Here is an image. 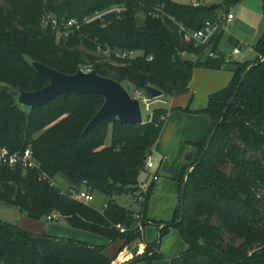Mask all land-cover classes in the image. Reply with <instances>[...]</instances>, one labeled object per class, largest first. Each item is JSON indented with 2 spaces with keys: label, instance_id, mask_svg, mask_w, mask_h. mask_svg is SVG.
I'll list each match as a JSON object with an SVG mask.
<instances>
[{
  "label": "trees",
  "instance_id": "trees-1",
  "mask_svg": "<svg viewBox=\"0 0 264 264\" xmlns=\"http://www.w3.org/2000/svg\"><path fill=\"white\" fill-rule=\"evenodd\" d=\"M114 7L126 11L83 24L67 37L58 38L42 25L45 15L81 23ZM208 7L173 0H0V147L10 152L30 148L38 164L33 170L0 168V202L30 220H46L55 213L72 229L121 241L124 247L135 244L141 234L136 223L149 224L144 216L151 185L143 193L140 177L161 134L166 110H156L141 126L120 124L110 117L84 134L103 104L101 96L65 94L28 109L10 92H33L47 85V79L32 68L33 61L68 75L90 66L135 90L153 87L170 97L189 91L194 68L221 70L232 64L230 85L211 95L208 107L200 111L210 116L212 124L208 137L191 145L193 158L177 176L180 203L173 220L140 258L147 263L163 259L158 240L175 227L187 249L170 264H264V34L254 46L258 57L252 63L226 62L218 53V58L207 57V46L185 42L179 30L182 25L197 31L216 18L217 8ZM137 11L143 14L141 21ZM219 40L220 34L215 35L211 51L216 52ZM99 46L137 57L98 58L84 50L96 51ZM35 134L39 135L34 139ZM56 176L68 184L64 193L50 186ZM83 189L105 197L101 210L72 198ZM124 194L133 195L137 211L114 202ZM119 225L124 232L117 229ZM113 261L101 247L31 234L0 221V264Z\"/></svg>",
  "mask_w": 264,
  "mask_h": 264
},
{
  "label": "crops",
  "instance_id": "crops-1",
  "mask_svg": "<svg viewBox=\"0 0 264 264\" xmlns=\"http://www.w3.org/2000/svg\"><path fill=\"white\" fill-rule=\"evenodd\" d=\"M193 1L195 0L191 2ZM222 1L218 0L215 5L221 4ZM229 1L234 4L232 6L234 7L236 2ZM230 65L224 66L221 70L194 68L189 91L178 95V97L169 96L168 107L163 108L166 110L165 122L150 153L154 166L143 173V178H141V188H148L151 185V193L144 216L149 224L143 228L135 245L124 247L121 241L112 242L106 237L72 229L62 219L60 223L48 222L45 219L34 221L20 213L16 226L31 234H45L57 239L73 240L101 247L103 255L114 259L112 264H170L172 258L178 257L187 249V244L182 240L175 227H170L158 240L157 250L163 259L147 263L145 260H141L140 256L145 252L147 245L156 242L165 224L173 220L180 203L177 176L180 169L186 164L185 157L192 154L193 158L191 145L205 140L212 124L210 116H206L200 111L208 107L211 95L230 85L233 78ZM153 176L157 177L156 181L152 179ZM134 211H137V208ZM134 259L137 260L133 261Z\"/></svg>",
  "mask_w": 264,
  "mask_h": 264
},
{
  "label": "rangeland",
  "instance_id": "rangeland-1",
  "mask_svg": "<svg viewBox=\"0 0 264 264\" xmlns=\"http://www.w3.org/2000/svg\"><path fill=\"white\" fill-rule=\"evenodd\" d=\"M173 1L174 2L176 1L181 4H189L191 2V0H173ZM233 1L236 2L234 7L230 6L229 0H223L221 6H219L215 10L216 16H220L224 13H231L233 14L234 17V20L226 24L222 33L220 34V40L216 48V53L221 55L224 54L225 56H227L230 54V52L233 49L237 48L238 45H240L238 56L232 58L231 61L236 63H246V62L252 63L258 57V54L255 52L254 46L257 44L261 36L264 34L263 0H233ZM216 3H218V0L203 1L205 7ZM136 18L137 20L141 21L143 19L142 12L137 11ZM56 36L58 38L61 37L58 34H56ZM84 50L86 51V53L90 54L91 56L99 58V56L96 54L95 51L93 50L89 51L88 49H84ZM117 53L119 52L115 51L113 53V56H116ZM230 68L234 69V66H232L231 64ZM122 86L125 87V89L129 92V94H132L133 91L135 90L134 87L128 84H122ZM168 100H169V96L167 95H162V97L156 99L149 98L148 106L147 107L146 105L141 106V115L143 117L144 123L147 122V120L156 110L167 108L169 102ZM111 130H112V126H109L107 128V134H108V139L106 141L107 146L109 145ZM39 134H35L34 139L37 138ZM196 158L197 157H195L194 158L195 160H193L194 164ZM226 171L228 172L229 170L226 169ZM141 178H143V175H141L140 179ZM53 183L61 191L68 190V184L61 176H56L53 179ZM93 196L94 199L93 201L89 202V205L96 210H101L106 202L105 197L95 192L93 193ZM114 202L131 211H134V209L138 207L135 198L131 194H124L118 196L114 198ZM19 216H20V212L17 209L6 206L2 202H0L1 222L17 225V219L19 218ZM54 222L60 223L62 222V220L58 219ZM225 239H227V237H225ZM132 245L135 244L133 243L131 245H128V247H131Z\"/></svg>",
  "mask_w": 264,
  "mask_h": 264
},
{
  "label": "water",
  "instance_id": "water-1",
  "mask_svg": "<svg viewBox=\"0 0 264 264\" xmlns=\"http://www.w3.org/2000/svg\"><path fill=\"white\" fill-rule=\"evenodd\" d=\"M217 5H211L210 10L216 9ZM34 71L47 79L48 83L43 88L33 91L24 92L20 90L11 91V95L17 99V103L25 108H38L48 104L56 98L65 95H97L102 97L100 109L92 116L86 124L83 131L86 134L95 125L101 123L110 117L117 118L120 124L124 125H143L140 102L130 96L129 92L118 81L99 75L94 70L89 72L78 71L75 74L68 75L49 68L39 62L31 63ZM244 76L240 80L242 83ZM145 93L151 99L162 97L163 92L147 87ZM237 91L234 93V96ZM192 160V154H188L184 161L189 163ZM200 161V160H199ZM183 191L181 192V205L183 200ZM178 222L174 225L177 226Z\"/></svg>",
  "mask_w": 264,
  "mask_h": 264
},
{
  "label": "built area",
  "instance_id": "built-area-1",
  "mask_svg": "<svg viewBox=\"0 0 264 264\" xmlns=\"http://www.w3.org/2000/svg\"><path fill=\"white\" fill-rule=\"evenodd\" d=\"M203 1H193L192 6L198 7L202 6ZM125 9H122L120 7H114L104 12H98L95 13L91 17H85L83 18L82 22H78L75 19H71L68 21H57L54 17L50 15H45L42 18V25L44 27H49L55 34L60 35L61 37H67L71 32L74 30H78L82 27L83 24H88L91 22H95L98 20H103V17L106 15H116L119 16L123 12H125ZM153 16H156L153 14ZM234 20L233 14L231 13H224L220 16H217L213 20H209L205 22L204 26L197 30V31H188L186 30L182 25H180V34L182 35V39L187 43H193L195 46L201 45V46H207L206 49V56L210 58H218L219 55L216 52H213L210 50L211 45L213 43L214 36L217 34H221L226 24L232 22ZM239 46L235 49H233L229 55L225 56V61H231L232 58L238 56L239 54ZM96 54L100 57H108L110 54H113L109 48L102 49L100 46L97 47V50L95 51ZM116 57L124 60V59H130L137 57L136 53L130 52V53H117ZM149 60H152V58H148ZM80 71L82 72H89L91 71L90 66H84L83 68H80ZM133 98H136L138 102H140V106L146 105L148 106L149 102V96L145 93L143 90H134L132 94H130ZM145 172L149 171L153 168V164L151 162L150 156H148L146 162H145ZM7 167V168H23L25 170H33L38 168L37 161L35 160L33 156V152L30 148H26L24 151L21 152H10L5 147H0V168ZM40 179L45 180L46 177L44 175L40 176ZM152 179L154 181L157 180L156 176H153ZM50 186H54L53 181L50 183ZM142 192H146V188H141ZM62 193H64L62 191ZM72 198L82 202L84 204H89V202L93 201L94 196H92L90 193H88L85 189L80 190L77 193H73ZM141 200V198H139ZM137 219H141L140 215L136 216ZM59 219V216L55 213H52L46 217V220L48 222L56 221ZM138 229V231L141 233L143 230V226L138 221L135 225ZM117 229L120 230V232H124L125 228L123 226H117Z\"/></svg>",
  "mask_w": 264,
  "mask_h": 264
},
{
  "label": "bare ground",
  "instance_id": "bare-ground-1",
  "mask_svg": "<svg viewBox=\"0 0 264 264\" xmlns=\"http://www.w3.org/2000/svg\"><path fill=\"white\" fill-rule=\"evenodd\" d=\"M121 258V257H120Z\"/></svg>",
  "mask_w": 264,
  "mask_h": 264
}]
</instances>
